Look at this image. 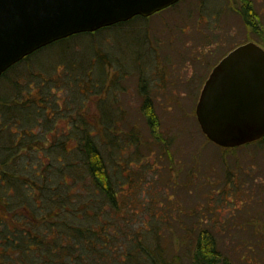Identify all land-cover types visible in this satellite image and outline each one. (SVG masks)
<instances>
[{
	"label": "rangeland",
	"instance_id": "obj_1",
	"mask_svg": "<svg viewBox=\"0 0 264 264\" xmlns=\"http://www.w3.org/2000/svg\"><path fill=\"white\" fill-rule=\"evenodd\" d=\"M202 1L178 0L149 18L137 16L98 34L72 37L63 50L53 45L10 69L0 95L5 92L11 100L15 94L6 83L18 81L16 99L32 100L38 109L32 122L22 124L34 134L22 139L16 133L10 142L18 152L13 160L37 162L36 148L62 137L71 122L89 126L117 186L115 203L101 208V222L120 224L122 237V229L139 236L141 228L159 227L164 253L186 252V261L196 234L207 228L233 264H264V139L258 145L220 147L204 135L195 114L204 80L224 54L246 41L264 47V0H205V7ZM246 1L251 14L242 7ZM90 39L91 59L98 51L106 53L104 62L110 57L116 62L102 74L93 66L79 85L72 76L89 65L83 57L71 59L73 66L64 58L82 56ZM147 97L154 122L143 109ZM42 98L51 105L45 108L51 128H46ZM101 105L110 108L112 120H106L112 126ZM4 118L0 113V125ZM19 126L7 125L0 143L8 140L1 141L7 129L15 132ZM6 152L0 149V155ZM119 239L112 241L118 248Z\"/></svg>",
	"mask_w": 264,
	"mask_h": 264
},
{
	"label": "trees",
	"instance_id": "obj_2",
	"mask_svg": "<svg viewBox=\"0 0 264 264\" xmlns=\"http://www.w3.org/2000/svg\"><path fill=\"white\" fill-rule=\"evenodd\" d=\"M243 8L251 14L250 3ZM137 16L142 15H135L95 31L75 33L42 46L7 68L0 75V83L10 79L7 78L10 69L34 53L56 44L63 50L62 44L72 37L98 34ZM142 17L146 19L148 16ZM247 17L246 24L252 25V19ZM92 45L90 39V43L86 44L89 48L84 50L82 56L69 54L64 58L65 64L73 66L75 62L71 59L81 60L83 57L84 63L89 65L88 68L80 69L82 73L73 74L72 79L79 85L84 82L85 76L90 75L93 66L97 69L99 66L100 73H105L104 67L116 62L115 57L107 58L104 62L106 53L99 54L98 51L95 53L96 60L91 59L94 56ZM17 82L14 80L6 83V86H12L11 94H15L11 100L7 99L11 95H6L5 92L0 95V113L6 118L0 125V132L11 125V122L18 126L21 124L20 130L15 132L7 129L8 136H3L1 141L8 140L0 143V149L7 150L4 155H0V264H233L219 251L214 233L207 228H202L196 234L194 251L186 261V252L164 253L167 246L165 242L161 243L159 227L141 228L137 231L139 236L136 233L126 234L122 229V237L119 235L120 224L117 228L113 223L101 222L98 218L102 214L101 208L106 203H115L117 186L99 147L95 131L90 130L89 126L80 127L77 122H71L73 127L63 130L62 137L57 136L53 143L36 148L39 151L36 155L37 162L30 160L17 165L13 160L18 154L17 148L11 150V143L16 133L22 139L34 134L22 124L32 122L38 111L32 100L16 99L20 89ZM45 102L47 100L42 98L43 111L51 107ZM143 109L148 122H154L155 115L148 97L144 99ZM57 110L56 107L55 111ZM101 110L106 124L112 126L106 120H112L110 108L101 105ZM44 114L46 128H51L52 115L47 116L46 110ZM57 118L59 117H54V122ZM109 139L113 140L111 137ZM43 157L46 159L44 162ZM115 238H120L121 247L112 244Z\"/></svg>",
	"mask_w": 264,
	"mask_h": 264
},
{
	"label": "water",
	"instance_id": "obj_3",
	"mask_svg": "<svg viewBox=\"0 0 264 264\" xmlns=\"http://www.w3.org/2000/svg\"><path fill=\"white\" fill-rule=\"evenodd\" d=\"M178 0H0V75L27 54L69 35L95 31ZM201 131L232 147L264 135V48L237 44L211 68L195 106Z\"/></svg>",
	"mask_w": 264,
	"mask_h": 264
},
{
	"label": "flooded vegetation",
	"instance_id": "obj_4",
	"mask_svg": "<svg viewBox=\"0 0 264 264\" xmlns=\"http://www.w3.org/2000/svg\"><path fill=\"white\" fill-rule=\"evenodd\" d=\"M205 0H203L202 2H203V6L205 7V5H204V2ZM175 3H177V1L175 2ZM175 3H173V4H175ZM247 1L246 2H244L243 3V6L242 7H247ZM173 4H171V5H173ZM171 5H169V6H166L165 8H167V7H170ZM250 7H252L251 5H250ZM165 8H163V9H165ZM163 9H161V10H163ZM161 10H158V11H156V13L157 12H159V11H161ZM155 13V12H154ZM153 14V13H152ZM151 15V14H150ZM149 16V15H148ZM147 17V16H146ZM237 45V44H236ZM235 45V46H236ZM262 46V45H261ZM263 47V46H262ZM264 48V47H263ZM214 66V65H213ZM205 81V80H204ZM264 139V135L260 138V139H257V140H254V141H251V142H248V143H245V144H241V145H238V146H245V145H248V144H255L256 142H258V143H260L262 140ZM233 147H237V146H232V148ZM226 148H231V147H226Z\"/></svg>",
	"mask_w": 264,
	"mask_h": 264
}]
</instances>
